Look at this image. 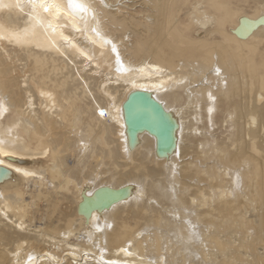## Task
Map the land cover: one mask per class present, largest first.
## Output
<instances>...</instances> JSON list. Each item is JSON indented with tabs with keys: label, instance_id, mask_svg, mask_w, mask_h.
Segmentation results:
<instances>
[{
	"label": "bare ground",
	"instance_id": "6f19581e",
	"mask_svg": "<svg viewBox=\"0 0 264 264\" xmlns=\"http://www.w3.org/2000/svg\"><path fill=\"white\" fill-rule=\"evenodd\" d=\"M78 3L0 0V264H264V0Z\"/></svg>",
	"mask_w": 264,
	"mask_h": 264
},
{
	"label": "snow or ice",
	"instance_id": "6c2138e0",
	"mask_svg": "<svg viewBox=\"0 0 264 264\" xmlns=\"http://www.w3.org/2000/svg\"><path fill=\"white\" fill-rule=\"evenodd\" d=\"M32 3L35 4L36 0H32ZM39 3H40V7H42L45 12L49 11V8L45 5V0H39ZM68 3L70 5H74L75 7L79 8L81 11L84 10L83 8H81L80 4L78 3V0H68ZM58 11H59V9H58ZM101 114H103V112H101ZM0 143H2V142H0ZM0 163H3V161H0Z\"/></svg>",
	"mask_w": 264,
	"mask_h": 264
},
{
	"label": "rangeland",
	"instance_id": "374dc122",
	"mask_svg": "<svg viewBox=\"0 0 264 264\" xmlns=\"http://www.w3.org/2000/svg\"><path fill=\"white\" fill-rule=\"evenodd\" d=\"M252 212V211H251ZM250 213V212H249ZM249 213H247V214H249Z\"/></svg>",
	"mask_w": 264,
	"mask_h": 264
}]
</instances>
